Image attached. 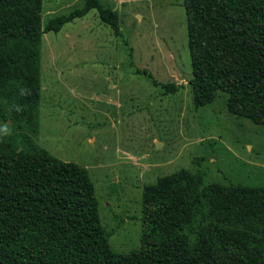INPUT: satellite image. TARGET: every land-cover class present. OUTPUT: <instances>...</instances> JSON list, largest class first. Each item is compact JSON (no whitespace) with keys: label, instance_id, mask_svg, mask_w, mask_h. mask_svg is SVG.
<instances>
[{"label":"trees","instance_id":"16d2710c","mask_svg":"<svg viewBox=\"0 0 264 264\" xmlns=\"http://www.w3.org/2000/svg\"><path fill=\"white\" fill-rule=\"evenodd\" d=\"M42 5L0 0V264H264V185L205 184L188 168L145 185L141 247L112 248L88 169L38 145L34 134L44 33L96 9L120 34L121 18L101 0H84L43 23ZM185 7L194 103L224 92L229 111L264 124V0Z\"/></svg>","mask_w":264,"mask_h":264},{"label":"rangeland","instance_id":"374dc122","mask_svg":"<svg viewBox=\"0 0 264 264\" xmlns=\"http://www.w3.org/2000/svg\"><path fill=\"white\" fill-rule=\"evenodd\" d=\"M101 1L118 7L120 34L96 9L44 33L34 138L88 169L110 244L126 253L141 247L144 187L160 176L188 168L205 184L263 186L264 124L229 111L224 92L194 103L185 0ZM83 3L43 0V23Z\"/></svg>","mask_w":264,"mask_h":264},{"label":"clouds","instance_id":"9594fccd","mask_svg":"<svg viewBox=\"0 0 264 264\" xmlns=\"http://www.w3.org/2000/svg\"><path fill=\"white\" fill-rule=\"evenodd\" d=\"M2 129L5 131V135L9 134L8 126L4 125Z\"/></svg>","mask_w":264,"mask_h":264},{"label":"crops","instance_id":"0c3cea01","mask_svg":"<svg viewBox=\"0 0 264 264\" xmlns=\"http://www.w3.org/2000/svg\"><path fill=\"white\" fill-rule=\"evenodd\" d=\"M122 1H123V0H119V1H118V0H115V4H116V3L118 4V2H119V3H120V2H121V3H124V2H122ZM115 8H118V7L115 6Z\"/></svg>","mask_w":264,"mask_h":264}]
</instances>
